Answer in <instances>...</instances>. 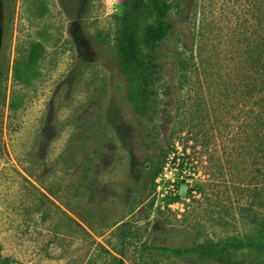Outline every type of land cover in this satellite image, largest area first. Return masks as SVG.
<instances>
[{"label": "rangeland", "instance_id": "374dc122", "mask_svg": "<svg viewBox=\"0 0 264 264\" xmlns=\"http://www.w3.org/2000/svg\"><path fill=\"white\" fill-rule=\"evenodd\" d=\"M124 2L0 0V263L264 260L150 249L174 242L173 228L192 246L264 234V150L250 146L246 91L264 0H164L175 29L149 120L118 64Z\"/></svg>", "mask_w": 264, "mask_h": 264}, {"label": "trees", "instance_id": "16d2710c", "mask_svg": "<svg viewBox=\"0 0 264 264\" xmlns=\"http://www.w3.org/2000/svg\"><path fill=\"white\" fill-rule=\"evenodd\" d=\"M5 1L8 2L10 0ZM134 2L135 0H125L124 2L123 14L118 21L116 51L118 64L127 85L126 100L138 116L149 120L155 115L157 109V90L164 63V58L159 55V51L175 29V25L169 17L172 7L164 0H148L146 3L147 9L143 7L136 8ZM149 16H152V19L148 20ZM259 19L263 22L262 26L264 28V16ZM243 40L247 39L243 38ZM263 40L264 29L259 36V41L255 40L253 45L250 46L251 50L258 53L259 56L252 59L255 71L246 83V91L251 106L248 121L249 128L247 130L250 132V137L248 138L250 146L259 145L264 150ZM184 45L186 49L190 48L189 41H185ZM169 57V62L171 61L177 66L181 65L178 63L181 59L178 54ZM8 71V66L0 65V106L5 98L4 84L8 77ZM182 166L183 163L180 164V167ZM165 238L174 239V242L151 246L150 249L174 256L196 254L204 259L222 258L231 252L242 249H249L264 254V234L192 246V234L187 228H173L165 233ZM0 264H5V262ZM254 264H264V260L257 261Z\"/></svg>", "mask_w": 264, "mask_h": 264}, {"label": "built area", "instance_id": "2783aa9c", "mask_svg": "<svg viewBox=\"0 0 264 264\" xmlns=\"http://www.w3.org/2000/svg\"><path fill=\"white\" fill-rule=\"evenodd\" d=\"M165 175H167V174H165ZM174 183V182H173Z\"/></svg>", "mask_w": 264, "mask_h": 264}]
</instances>
